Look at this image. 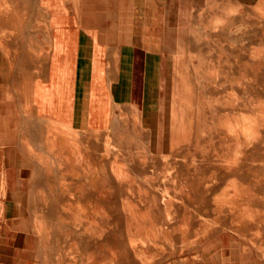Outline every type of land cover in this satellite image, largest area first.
I'll list each match as a JSON object with an SVG mask.
<instances>
[{
    "label": "rangeland",
    "instance_id": "1",
    "mask_svg": "<svg viewBox=\"0 0 264 264\" xmlns=\"http://www.w3.org/2000/svg\"><path fill=\"white\" fill-rule=\"evenodd\" d=\"M223 3L186 11L168 86L145 113L105 131L54 126L29 206L44 211L43 264L264 262V0ZM97 203L113 216L106 245L86 244L99 230L82 210Z\"/></svg>",
    "mask_w": 264,
    "mask_h": 264
},
{
    "label": "crops",
    "instance_id": "2",
    "mask_svg": "<svg viewBox=\"0 0 264 264\" xmlns=\"http://www.w3.org/2000/svg\"><path fill=\"white\" fill-rule=\"evenodd\" d=\"M247 1L0 0V264H43L44 211L29 206L54 126L105 131L145 113L186 11Z\"/></svg>",
    "mask_w": 264,
    "mask_h": 264
},
{
    "label": "bare ground",
    "instance_id": "3",
    "mask_svg": "<svg viewBox=\"0 0 264 264\" xmlns=\"http://www.w3.org/2000/svg\"><path fill=\"white\" fill-rule=\"evenodd\" d=\"M261 61V60H260ZM264 104V103H263ZM263 107V106H262ZM253 109V108H252ZM263 110V109H262ZM254 112V111H253ZM259 112V111H258ZM257 112V113H258ZM256 113V114H257ZM261 112H259V114H260ZM252 114V113H251ZM255 114V115H256ZM262 116H263V114H262ZM251 117V116H250ZM249 117V118H250ZM252 118V117H251ZM253 118H254V116H253ZM252 118V119H253ZM219 119V118H218ZM221 120V119H220ZM222 121V120H221ZM244 121V120H243ZM242 121V122H243ZM245 121H248V117H247V120H245ZM249 121H250V119H249ZM248 121V122H249ZM230 122V121H229ZM236 123H237V121H235ZM234 122V125L236 124ZM219 123V122H218ZM222 123H224V122H222ZM237 124H239V122L237 123ZM236 124V125H237ZM241 124V123H240ZM226 125H228V126H231L230 125V123L229 124H226ZM234 125H232L231 127L233 128V126ZM226 127V129L227 128H229L230 130H232L230 127ZM238 126V125H237ZM239 127H240V125H239ZM240 128H242V127H240ZM253 128V127H252ZM210 129H212L211 128V126H210ZM234 129H237L236 127L234 128ZM250 130H251V128H249ZM260 129V128H259ZM247 130V128L245 129V131ZM233 131H235V130H233ZM230 132H232V131H230ZM236 132V131H235ZM234 132V133H235ZM237 132H239L238 131V129H237ZM261 132V131H260ZM233 133V132H232ZM240 133H242V132H240ZM247 133H249V134H251L250 133V131L248 130V132H246V135H248L247 137L249 138V134H247ZM244 135H245V132L243 133ZM254 134H255V136H253V138L255 137L256 138V135L258 134V133H255L254 132ZM243 135V136H244ZM259 135H261L260 133H259ZM259 135H257V136H259ZM240 136V135H239ZM262 136H263V138H264V135L262 134ZM245 138H246V136H244ZM243 137V138H244ZM236 138H238V137H236ZM244 138V139H245ZM250 138H252L251 136H250ZM240 139H242V138H240ZM240 139H238V140H240ZM247 139V138H246ZM252 140V139H251ZM253 140H255V139H253ZM263 140V139H262ZM242 141H249V140H242ZM258 141H260V140H258ZM257 141V142H258ZM250 142V141H249ZM238 143V142H237ZM252 143H254V142H251V144ZM262 143H264V142H262ZM242 144H244V143H242ZM246 144H247V142H246ZM246 144H245V146H246ZM238 146H239V144H238ZM251 147H254V144H253V146H251ZM239 148V147H238ZM247 148V147H246ZM238 150V149H237ZM239 150H242V149H239ZM236 151V150H235ZM243 151V150H242ZM262 151H264V150H262ZM239 153V152H238ZM241 153H243V152H241ZM250 153V152H249ZM81 154H83V152L81 153ZM89 154V153H88ZM236 154H237V152H236ZM235 154V155H236ZM91 155V154H90ZM240 155V154H239ZM243 155V154H242ZM83 156V155H82ZM86 156V155H85ZM84 156V157H85ZM88 157V156H87ZM90 157V156H89ZM244 157H246V156H244ZM247 157H248V155H247ZM80 158H81V156H80ZM86 158V157H85ZM230 159V158H229ZM238 159H240V158H238ZM237 158H236V156H235V159H234V161H241V159L240 160H238ZM263 159V158H262ZM261 159V160H262ZM232 160V159H231ZM236 161V162H237ZM229 162H230V160H229ZM235 162V163H236ZM262 162H264V160L262 161ZM261 162V163H262ZM239 163V162H238ZM255 163H257L256 162V159H255ZM227 164V163H226ZM229 164H231V163H229ZM230 166V165H229ZM238 166V165H237ZM86 167H88V166H86ZM233 167V166H232ZM231 167V168H232ZM235 167H236V165H235ZM85 168V167H84ZM71 169V168H70ZM235 171V170H234ZM241 171V170H240ZM233 172V171H232ZM231 172V173H232ZM249 172V171H248ZM254 174H255V172H253ZM257 173V172H256ZM125 175V174H124ZM210 175H212V174H210ZM210 175H209V177H210ZM228 175V174H227ZM213 176V175H212ZM223 176H225V174H223ZM217 177V176H216ZM235 177H237V176H235ZM250 178V177H249ZM254 178V177H253ZM211 179V178H210ZM235 179V178H234ZM255 179H257V178H255ZM221 180V179H220ZM236 180H237V178H236ZM253 180V179H252ZM259 181V180H258ZM214 182V181H213ZM223 182V181H222ZM249 183V182H248ZM203 185V184H202ZM183 186V185H182ZM187 186V185H186ZM204 187H206V185L204 186ZM199 188V187H198ZM182 189V188H181ZM190 189V188H189ZM193 189V188H192ZM81 190V189H80ZM100 191H103V190H100ZM107 191H109V190H107ZM183 193V192H182ZM190 194V193H189ZM216 194V193H215ZM214 197V196H213ZM168 201V200H167ZM70 201H68V203H69ZM106 202V201H105ZM108 202V201H107ZM142 202V201H141ZM171 202V201H170ZM215 202V201H214ZM151 203V202H150ZM156 204H157V202H155ZM87 204V203H86ZM93 204V203H92ZM213 204V203H212ZM217 204V203H216ZM67 205V204H66ZM77 205V204H76ZM78 205H80V204H78ZM89 205V204H88ZM133 205V204H132ZM131 205V206H132ZM215 205V204H214ZM218 205V204H217ZM87 206V205H86ZM134 206V205H133ZM79 207H82V206H79ZM118 207V206H117ZM125 207H127V206H125ZM129 207V206H128ZM166 207V206H165ZM167 207H168V205H167ZM131 208V207H130ZM135 208V207H134ZM146 208H147V206H146ZM216 208H217V206H216ZM221 208V207H220ZM68 209V208H67ZM148 209H149V206H148ZM167 209V208H166ZM214 209H215V207H214ZM218 209V208H217ZM82 210V209H81ZM105 210L106 209H104L102 206H100L98 203H97V205H94V206H88V207H85L82 211H88V213L87 214H85L84 216L86 217V219L88 220V223L90 224V227H96L97 228V231L99 230V234H96L95 232H92V231H90V229H87L86 230V234L89 236L88 238H86V244H95V245H106L107 243H108V240H110V235L111 234H113L114 232H115V229H112V228H110L109 226H107L108 227V229H104L103 228V226H105V222H107V221H109L113 216L111 215V214H108V213H106L105 212ZM170 210V209H169ZM190 210V209H189ZM72 211V210H71ZM77 211V210H76ZM128 211H130V210H128ZM147 211H149V210H147ZM151 211V210H150ZM78 212V211H77ZM90 212V213H89ZM140 212V211H139ZM138 212V213H139ZM164 212V211H163ZM167 212H169V211H167ZM173 212V211H172ZM214 212V211H213ZM222 212V211H221ZM73 213H75V212H73ZM129 213V212H128ZM131 213V212H130ZM151 213V212H150ZM166 213V212H165ZM216 213H217V211H216ZM48 214V213H47ZM46 214V217H50V215H47ZM78 214V213H77ZM151 214H153V213H151ZM170 214V213H169ZM57 215V214H56ZM79 215V214H78ZM140 215V214H139ZM165 215V214H164ZM172 215V214H171ZM123 216V215H122ZM135 216H137L135 213L133 214V212H132V214H130V217H135ZM150 216V214L148 215V217ZM75 217V216H74ZM171 217V216H170ZM217 217V216H216ZM128 218V217H127ZM136 218V217H135ZM150 218H152V216H150ZM149 218V219H150ZM167 218H169V217H167ZM205 218V217H204ZM63 220H64V218H62ZM82 219V218H81ZM80 220V219H79ZM190 220V219H189ZM214 220V219H213ZM71 221H73V220H71ZM124 221V220H123ZM126 221V220H125ZM136 221V220H135ZM138 221V220H137ZM140 221V220H139ZM206 221V224L208 223L207 222V220H205ZM77 222V221H76ZM62 223V222H61ZM71 223V222H70ZM141 223V222H140ZM145 224V223H144ZM208 224H211V223H208ZM63 225V224H62ZM68 225V224H67ZM70 225V224H69ZM73 225V224H72ZM101 225V226H100ZM126 225V224H125ZM143 225V224H142ZM205 225V224H204ZM75 226H77V225H75ZM80 226V225H79ZM129 226V225H128ZM135 226H136V224H135ZM156 226V225H155ZM208 226V225H207ZM216 226V225H215ZM89 227V226H88ZM127 227V226H126ZM141 227V226H140ZM139 227V228H140ZM76 228V227H75ZM115 228V227H114ZM151 228V227H150ZM200 227H198V229H199ZM206 228L207 227H205V231H207L206 230ZM126 229V228H125ZM143 229V228H142ZM209 229H211V228H209ZM82 230V229H81ZM128 230V229H127ZM126 230V231H127ZM151 230H153V229H151ZM200 230H202V227H201V229ZM170 232V231H169ZM67 233V232H66ZM147 233V232H146ZM132 237V236H131ZM113 241L115 242V238L113 239ZM130 241V240H129ZM136 241V240H135ZM150 241V240H149ZM148 241V242H149ZM131 242H133L132 240H131ZM136 243V242H135ZM131 244V243H130ZM117 250V249H116ZM136 250V249H135ZM87 252V251H86ZM91 253V252H90ZM112 253V252H111ZM136 255V254H135ZM145 255H147V254H145V253H141V254H139L138 256L140 257V260L142 261V260H144L145 258H147V257H145ZM150 255V254H149ZM150 256H152V255H150ZM153 256H155V255H153ZM149 258V262H151V260L152 259H150V257H148ZM152 258H154V257H152ZM113 259V261L116 263L117 262V259L114 257V258H112ZM93 262H96V260H93ZM149 262H146V263H149ZM114 263V264H115Z\"/></svg>",
    "mask_w": 264,
    "mask_h": 264
}]
</instances>
